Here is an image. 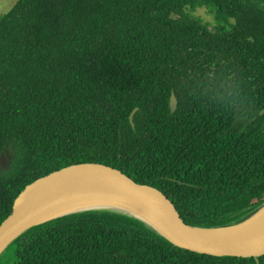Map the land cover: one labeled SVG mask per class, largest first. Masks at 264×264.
Instances as JSON below:
<instances>
[{
	"label": "trees",
	"instance_id": "obj_1",
	"mask_svg": "<svg viewBox=\"0 0 264 264\" xmlns=\"http://www.w3.org/2000/svg\"><path fill=\"white\" fill-rule=\"evenodd\" d=\"M263 110L264 0H17L0 18V158L14 156L0 168V226L28 185L82 163L158 189L188 225L240 224L264 208ZM0 264L264 255L199 253L124 212L85 211L30 228Z\"/></svg>",
	"mask_w": 264,
	"mask_h": 264
},
{
	"label": "water",
	"instance_id": "obj_2",
	"mask_svg": "<svg viewBox=\"0 0 264 264\" xmlns=\"http://www.w3.org/2000/svg\"><path fill=\"white\" fill-rule=\"evenodd\" d=\"M177 98L171 97V108H177ZM130 120L134 126V113ZM264 114V110L261 112ZM14 156L8 147L0 158V168L10 167ZM8 162V166L6 163ZM74 178L100 179L115 189L104 194L77 198L63 192ZM46 189L44 192L37 194ZM264 209V208H263ZM222 228H201L186 224L170 199L158 189L136 183L122 171L100 163L71 165L37 179L16 199L12 213L0 226V256L21 234L51 220L85 211L124 212L146 222L172 243L199 253L215 256L259 258L264 255V234L253 239H239L224 233L256 217Z\"/></svg>",
	"mask_w": 264,
	"mask_h": 264
},
{
	"label": "bare ground",
	"instance_id": "obj_3",
	"mask_svg": "<svg viewBox=\"0 0 264 264\" xmlns=\"http://www.w3.org/2000/svg\"><path fill=\"white\" fill-rule=\"evenodd\" d=\"M112 189H115V186L105 180L91 178L87 179V181H82L74 178L65 185L62 191L77 198H84L91 195H102ZM45 190L40 191L37 196ZM224 233L239 239H253L261 236L264 234V209L249 222L230 230H225Z\"/></svg>",
	"mask_w": 264,
	"mask_h": 264
},
{
	"label": "rangeland",
	"instance_id": "obj_4",
	"mask_svg": "<svg viewBox=\"0 0 264 264\" xmlns=\"http://www.w3.org/2000/svg\"><path fill=\"white\" fill-rule=\"evenodd\" d=\"M16 2H17V0H0V18ZM215 8L212 6H200V7H196V8H192L189 6L186 11L188 13H191L193 16H195L197 18H201L202 20H204V22L210 24L212 28H215V26H218L221 23L222 24L226 23V20L223 18H220L221 22L218 21L217 8L216 9ZM6 165L8 166V162L6 163Z\"/></svg>",
	"mask_w": 264,
	"mask_h": 264
}]
</instances>
